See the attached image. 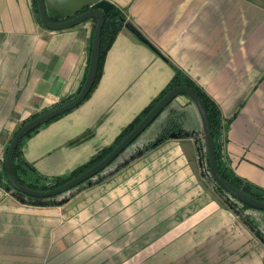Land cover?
Masks as SVG:
<instances>
[{"label":"crops","instance_id":"1","mask_svg":"<svg viewBox=\"0 0 264 264\" xmlns=\"http://www.w3.org/2000/svg\"><path fill=\"white\" fill-rule=\"evenodd\" d=\"M106 1L160 55L121 29L92 95L25 140V159L48 177L87 164L166 89L171 63L231 120L229 168L264 189V0ZM95 29L90 20L52 31L37 20L33 0H0V163L19 125L77 95ZM194 107L187 120L200 128ZM124 171L92 198L59 207L28 204L0 186V264H114L121 258H109L118 252L106 246L131 241L145 245L146 264H264L253 226L201 188L181 142Z\"/></svg>","mask_w":264,"mask_h":264},{"label":"water","instance_id":"2","mask_svg":"<svg viewBox=\"0 0 264 264\" xmlns=\"http://www.w3.org/2000/svg\"><path fill=\"white\" fill-rule=\"evenodd\" d=\"M71 7L67 8L69 11L64 16L55 15L56 19L66 18L65 22H55L49 12L52 11L50 0H37L38 10L40 14V22L46 29L52 31H62L74 28L87 21L95 20L97 22L92 51L90 56L89 68L86 80L80 93L70 102L53 108L52 110L41 114L40 116L25 123L14 136L11 141L8 152L5 157V168L10 185L17 192L35 199H47L66 194L85 182L91 180L96 175L108 168L127 148H129L166 110V108L174 102L179 96H187L196 106L202 120L205 131L208 157L210 163V170L212 178L222 187H224L234 198L238 201L258 211L264 212V203L243 193L241 190L230 184L220 173L219 163L216 156V147L211 128V123L208 117L207 110L201 100L200 96L190 87L180 86L172 89L167 93L159 103L150 111V113L139 123V125L100 163L84 172L80 176L67 182L66 184L49 191H35L31 190L21 183H19L13 175L12 166L13 158L19 142L33 131L47 125L49 122L61 117L68 112L78 108L85 102L91 93L99 71L101 44H102V30L105 24V15L113 9L114 5L106 0H69ZM89 8V9H88ZM88 9V10H86ZM132 32L140 41L150 46L144 37L135 29L130 23L125 26Z\"/></svg>","mask_w":264,"mask_h":264},{"label":"trees","instance_id":"3","mask_svg":"<svg viewBox=\"0 0 264 264\" xmlns=\"http://www.w3.org/2000/svg\"><path fill=\"white\" fill-rule=\"evenodd\" d=\"M33 9L35 12V16L37 20L40 22V14L38 10V3L37 0H33ZM95 23V28L97 22L95 20H92ZM127 17L126 15L120 10L118 7L114 6L112 10H110L105 15V24L102 30V44H101V57H100V65H99V71L97 75V79L95 82V85L87 97L86 100L89 99V97L92 95L94 90L96 89L102 73H103V67L106 55L110 48L113 45V42L115 41L118 33L121 29L125 28L127 24ZM41 23V22H40ZM94 39V38H93ZM92 44L93 40L91 41L90 48H89V62H90V56L92 51ZM150 47L160 55L158 51H156L151 45ZM170 63V62H169ZM170 65L173 67V70L175 72V75L169 85L166 87V89L157 97L139 116L135 118V120L129 124L127 127H125L121 134L118 136V138L115 140V142L108 148L104 149L100 154H98L95 158L90 160L87 164L77 168L72 173H70L67 176H61V177H48L45 175H42L37 171V169L30 164L24 157V153L22 150L23 144L25 140L31 138L34 134H36L41 128L33 131L32 133L28 134L25 138H23L18 145V148L16 149L14 153L13 158V166L12 171L13 175L16 178V180L21 183L23 186L35 190V191H49L53 190L55 188H58L67 182L73 180L74 178L80 176L84 172L88 171L98 163H100L102 160H104L138 125L139 123L150 113V111L159 103V101L172 89L180 86H187L192 88L201 98L203 101V104L207 110L208 117L211 123V128L213 132L215 147H216V156L219 163V169L221 175L234 187L241 190L246 195L250 196L253 199H256L258 201H261L264 203V189L259 188L248 181H245L244 179L238 177L230 168L228 165L224 163L222 160V145L220 143L222 142L223 134L227 132L229 124H231V120L229 122H226L223 120L221 111L217 104L199 87L197 86L183 71L176 68L174 65L170 63ZM85 82V81H84ZM84 85V83H83ZM82 85V87H83ZM82 87L80 88L77 95L80 93ZM77 95L71 96L67 99H64L59 106L66 104L70 101H72ZM173 103V102H172ZM171 103V104H172ZM170 104V105H171ZM169 105V106H170ZM169 106L166 108V110L169 108ZM165 110V111H166ZM164 111V112H165ZM47 112V111H44ZM182 116V113L180 114ZM180 115L175 110H172L171 114L169 115V121L166 127L162 130L160 133L161 138L159 143L155 142L152 143V148H156L157 146L165 143L166 141L172 139L173 137L178 138L179 136L183 137V135L187 132L188 128L184 124V120L180 119ZM184 115V113H183ZM60 118V117H58ZM56 118V119H58ZM55 119V120H56ZM52 122V121H51ZM50 123V122H49ZM48 123V124H49ZM47 124V125H48ZM46 126V125H45ZM44 127V126H43ZM16 135V133H15ZM14 135V136H15ZM227 141V139H226ZM11 144V143H10ZM9 144V146H10ZM9 146L6 149V153L8 152ZM210 164L208 162V168ZM102 173V172H101ZM99 175V174H98ZM97 175V176H98ZM214 180V179H213ZM215 181V180H214ZM89 182V181H87ZM85 182V183H87ZM84 183V184H85ZM219 189H221L223 192H226L230 194L224 187L220 186L216 181L214 182ZM83 185V184H82ZM0 186L8 191H10L13 195H15L17 198L24 200L28 204H37L41 206H57L59 205V200L56 198H59L60 196L53 197V198H47V199H35L31 197H26L25 195L17 192L12 188V186L9 183L6 168H5V160L0 163ZM81 186V185H80ZM247 206V205H245ZM248 207V206H247ZM249 225L253 226V229L255 230L256 234L259 236V238L264 243V236L261 235L260 229H258V226L256 224H253L252 221L244 219ZM257 229H255V228Z\"/></svg>","mask_w":264,"mask_h":264},{"label":"rangeland","instance_id":"4","mask_svg":"<svg viewBox=\"0 0 264 264\" xmlns=\"http://www.w3.org/2000/svg\"><path fill=\"white\" fill-rule=\"evenodd\" d=\"M128 23L130 22L128 21L127 24ZM188 105H194V104L190 100V98H188L187 96H179L177 99H175L174 102L169 106V108L165 112H163L156 119V121L102 173H100L98 176L96 175L94 178L89 180V182L75 188L74 190L66 194L61 195L59 198H56V200L57 199L59 200L58 202L59 205H57L56 207L64 206L69 201L73 200V198L75 197H85V198L91 197L92 198V196L98 190L97 188L99 185L105 183L107 180H109L113 176H116L118 174L121 175V173L123 174L125 172L124 171L125 169L135 164L138 160L154 152L157 148H159L160 146H163V144L169 141L171 142L177 141L183 144L185 151L187 152L189 156L191 167L194 168L197 174L201 188L204 191L207 190V193L211 197H215L218 201H220L225 207H227L239 219H241L243 223L248 224L244 219L252 221L253 224H256L258 226V229L255 227L254 228L257 230L260 229L259 231L261 235H264V212L245 206L243 203H241L236 198H234L231 194L223 192L214 183L215 181L213 180L211 176L210 166L208 168L209 157H208V150H207V143H206L204 127L200 126V128H197V125L192 124V122L188 121L189 119L187 120L188 116L190 115ZM194 108H196V106ZM50 110H47V112ZM172 110H175L176 112H178L179 115L182 113V116L180 115L179 120L180 119L184 120V124L188 128L187 132L183 135V137L181 136H179L178 138L173 137L172 139L157 146L156 148H152V143H155V142L159 143L160 138H161L160 133L168 124V121L170 118L169 115L171 114ZM44 113L46 112L35 115L31 117L29 120H27L26 122H24L23 124L19 125L16 128L13 135L11 136L9 144L14 139L15 133H17L19 129L25 123H27L28 121ZM189 118L193 119L191 115L189 116ZM227 138L228 136L226 132L223 134L222 142L220 143L223 149L222 160L224 161L226 165H228V162L225 156V151H226L225 147L227 145V141H226ZM86 190L88 192L83 193V191H86ZM131 190L132 192H135V189L133 190V187H131ZM105 249L107 250L108 254H110L112 250H115V251L117 250L118 253L114 255L111 254L112 256H110L109 258H112L113 256L117 258L120 256L121 262L118 259V261L114 264H146V261L144 260L145 245L140 244L139 242L137 243V242L131 241L130 247L122 246L121 248H119L118 246L112 247V246L107 245ZM134 251H137V253ZM108 261H109L108 264H112L111 260H108Z\"/></svg>","mask_w":264,"mask_h":264},{"label":"bare ground","instance_id":"5","mask_svg":"<svg viewBox=\"0 0 264 264\" xmlns=\"http://www.w3.org/2000/svg\"><path fill=\"white\" fill-rule=\"evenodd\" d=\"M50 6L52 9L51 12L53 13V11L55 12V10H57L59 12V16H62V11H61L62 6H64L65 8L71 7L69 0H50ZM53 15H54V13H53ZM55 15L58 16V14H56V13H55Z\"/></svg>","mask_w":264,"mask_h":264}]
</instances>
